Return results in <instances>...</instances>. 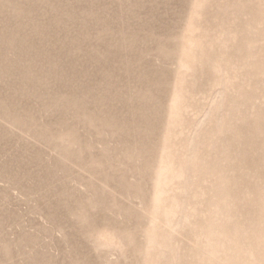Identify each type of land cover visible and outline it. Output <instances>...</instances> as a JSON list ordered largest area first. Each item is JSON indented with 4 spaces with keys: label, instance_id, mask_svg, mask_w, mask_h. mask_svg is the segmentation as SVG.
<instances>
[{
    "label": "rangeland",
    "instance_id": "374dc122",
    "mask_svg": "<svg viewBox=\"0 0 264 264\" xmlns=\"http://www.w3.org/2000/svg\"><path fill=\"white\" fill-rule=\"evenodd\" d=\"M235 254L264 264V0H0V264Z\"/></svg>",
    "mask_w": 264,
    "mask_h": 264
},
{
    "label": "bare ground",
    "instance_id": "6f19581e",
    "mask_svg": "<svg viewBox=\"0 0 264 264\" xmlns=\"http://www.w3.org/2000/svg\"><path fill=\"white\" fill-rule=\"evenodd\" d=\"M171 205L170 204H166L163 208L165 209L164 211H168L170 209ZM211 231H215V232H220L219 230H213V229H210ZM211 233V232H210ZM226 234V232L223 233V235ZM229 241V240H228ZM223 243V242H222ZM224 243H228L229 245H231V243L227 242V241H224ZM233 245V243H232ZM235 245H237V242L235 243ZM223 246V245H222ZM227 245H225L226 247ZM205 248V247H204ZM203 248V249H204ZM208 248H211V247H208ZM228 247H226V251L227 253H222L221 252V248H219V246H215V247H212L211 249H207L206 248V251L210 254H207L209 255L212 259L215 260H227L228 258H230L231 256L228 254ZM233 249V248H232ZM223 250V249H222ZM225 251V250H224ZM224 254V255H223ZM238 254V253H237ZM221 258V259H220ZM235 262H231L232 264H248L250 261H249V258H245V257H241L239 255L236 256L235 254ZM234 260H231V261H234ZM230 261V260H229ZM229 263V262H228Z\"/></svg>",
    "mask_w": 264,
    "mask_h": 264
}]
</instances>
